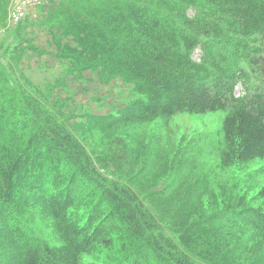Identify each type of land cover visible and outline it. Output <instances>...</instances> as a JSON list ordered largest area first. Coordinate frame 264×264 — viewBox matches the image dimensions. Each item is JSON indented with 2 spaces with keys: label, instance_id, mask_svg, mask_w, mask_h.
I'll return each mask as SVG.
<instances>
[{
  "label": "trees",
  "instance_id": "obj_1",
  "mask_svg": "<svg viewBox=\"0 0 264 264\" xmlns=\"http://www.w3.org/2000/svg\"><path fill=\"white\" fill-rule=\"evenodd\" d=\"M1 4L3 26L7 13ZM190 6L193 17L187 15ZM43 21L50 48L72 74L119 80L133 98L116 112L75 120L19 69L25 53L43 52L22 41L4 48L0 40V244L8 245L0 263L63 264L99 243L122 247L119 258L104 264H195L191 248L202 244L197 254L203 264H238L230 245L198 232L206 223L229 222L233 213H214L211 220L189 216L207 188L186 191L176 199L177 208L166 212L156 202L179 189L171 185L142 197L130 185L108 179L106 159L119 170L131 168L126 148L94 157L79 134L107 133L180 112L223 111L221 165L264 159V0H58ZM197 48L201 55L194 61ZM237 83L244 88L240 97L234 95ZM134 176L130 182L139 183ZM79 187L94 212L78 224L67 211L76 206ZM260 193L264 196V186ZM31 207L56 221L62 247L34 234L26 222ZM240 212L248 219L247 239L264 244V208Z\"/></svg>",
  "mask_w": 264,
  "mask_h": 264
},
{
  "label": "rangeland",
  "instance_id": "obj_2",
  "mask_svg": "<svg viewBox=\"0 0 264 264\" xmlns=\"http://www.w3.org/2000/svg\"><path fill=\"white\" fill-rule=\"evenodd\" d=\"M0 1L3 11L7 13L12 0ZM57 2L58 0H47L41 3L43 7L37 12L40 14L39 17L30 16L20 25L7 28L4 21L3 26H0V40L4 38V48L22 41L25 47L29 42L37 47L39 52H43L42 56L31 51L25 53L19 62V69L23 71L31 86L35 85L40 89L49 103H58L61 106L64 115L71 114L76 120L80 115L116 112L133 98L129 87L119 80H101L90 72L75 76L71 73L69 63L57 59L56 51L50 48V30L40 18H44L48 10L52 11ZM194 14L195 9L188 8L187 15L193 17ZM4 30L6 32L3 33ZM15 32L19 37L12 39ZM200 55L201 51L197 48L192 52L191 58L199 61ZM243 93V86L237 84L234 89L235 96L240 97ZM2 99L3 95L0 92V103ZM225 115L223 111L204 114L180 112L142 124L118 126L107 133L86 130L79 136L88 153L94 157L108 156L119 146H121L119 150L126 148L131 168L128 166V170H119L106 159V165L110 169L102 172L108 179L130 185L142 197H146L148 192H157L171 185L174 189H179L177 195H172L168 199L161 198L156 202V205L166 207L164 208L166 212L168 207L171 211L177 208L176 199L185 195L186 191L198 192L207 188L204 198L198 202L194 201L189 216L197 218L206 215L205 217L211 220L212 214L226 210L227 215L233 213L234 217L230 215L229 222L223 219L206 223L198 229L199 234L204 237L214 234L230 245L233 259L238 264H264V244H254L247 239L250 236L247 232L248 219L240 216L242 214L240 210L245 207L264 208V196L260 193L264 186V159H254L228 168L221 165L220 152L224 147L222 122ZM137 174L139 183L130 182L129 177H135ZM177 181L180 183H175ZM76 193L78 202L67 212L70 214L68 216L70 221L74 222L77 219L76 223L79 224L87 213L93 214L94 207L90 197L85 195L81 187L77 188ZM26 218L34 234L43 237L51 246L53 244L56 247L63 246L64 241L63 243L58 241L61 236L58 238L57 233H54L53 226L56 225V221L47 216L42 209L31 207ZM102 234L107 238L112 235L107 230ZM237 244L248 247L235 246ZM0 245L2 256L0 261L4 262L7 258L8 245L6 243ZM203 245L191 248L195 250L190 253L195 264H203L197 254L203 249ZM260 246L261 248L257 249ZM121 249L122 247L106 248L98 243L96 248L77 253L74 259H65L63 264L110 263L119 258ZM254 249L258 251L253 253Z\"/></svg>",
  "mask_w": 264,
  "mask_h": 264
},
{
  "label": "built area",
  "instance_id": "obj_3",
  "mask_svg": "<svg viewBox=\"0 0 264 264\" xmlns=\"http://www.w3.org/2000/svg\"><path fill=\"white\" fill-rule=\"evenodd\" d=\"M39 0H13L8 13V26L18 24L26 14V9Z\"/></svg>",
  "mask_w": 264,
  "mask_h": 264
},
{
  "label": "crops",
  "instance_id": "obj_4",
  "mask_svg": "<svg viewBox=\"0 0 264 264\" xmlns=\"http://www.w3.org/2000/svg\"><path fill=\"white\" fill-rule=\"evenodd\" d=\"M1 2V1H0ZM37 17V15H35V17H33V18H36Z\"/></svg>",
  "mask_w": 264,
  "mask_h": 264
}]
</instances>
